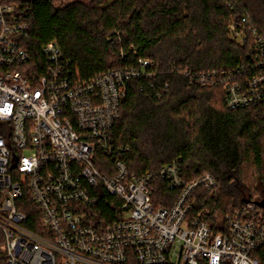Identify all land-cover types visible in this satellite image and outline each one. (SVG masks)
<instances>
[{"label":"built area","instance_id":"2783aa9c","mask_svg":"<svg viewBox=\"0 0 264 264\" xmlns=\"http://www.w3.org/2000/svg\"><path fill=\"white\" fill-rule=\"evenodd\" d=\"M246 24L233 26L241 40ZM26 35L13 4L0 0V264H264L255 254L264 247L260 220L232 218L214 234L189 217L191 192L216 184L210 174L188 183L179 162L163 166L155 175L182 193L158 207L152 173H130L119 156L114 128L127 81L150 60L81 80L56 40L41 47L42 64ZM221 83L227 105L245 107L264 90V73L248 81L250 92Z\"/></svg>","mask_w":264,"mask_h":264},{"label":"trees","instance_id":"16d2710c","mask_svg":"<svg viewBox=\"0 0 264 264\" xmlns=\"http://www.w3.org/2000/svg\"><path fill=\"white\" fill-rule=\"evenodd\" d=\"M8 2L27 24L24 45L42 64L41 47L53 40L81 80L151 61L127 81L114 143L130 173H152L156 206L171 208L181 195L155 175L179 162L186 182L205 174L216 182L191 192L189 217L206 221L214 234L228 230L232 218L264 223V90L248 106L231 108L221 83L247 90L264 73L257 66L264 60V0ZM235 23L246 24L245 39L235 35ZM101 208L105 216L112 209L104 201ZM255 254L264 262V247Z\"/></svg>","mask_w":264,"mask_h":264},{"label":"rangeland","instance_id":"374dc122","mask_svg":"<svg viewBox=\"0 0 264 264\" xmlns=\"http://www.w3.org/2000/svg\"><path fill=\"white\" fill-rule=\"evenodd\" d=\"M69 1H73V0H57V2L59 3H67ZM81 1L90 2L91 0H81ZM218 216L222 217L220 213H218Z\"/></svg>","mask_w":264,"mask_h":264},{"label":"water","instance_id":"95a60500","mask_svg":"<svg viewBox=\"0 0 264 264\" xmlns=\"http://www.w3.org/2000/svg\"><path fill=\"white\" fill-rule=\"evenodd\" d=\"M258 205L264 209V198L258 202Z\"/></svg>","mask_w":264,"mask_h":264}]
</instances>
